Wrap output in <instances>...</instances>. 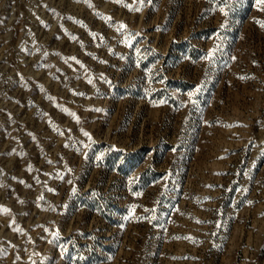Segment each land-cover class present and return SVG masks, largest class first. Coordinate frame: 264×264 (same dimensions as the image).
<instances>
[{
    "label": "rangeland",
    "instance_id": "rangeland-1",
    "mask_svg": "<svg viewBox=\"0 0 264 264\" xmlns=\"http://www.w3.org/2000/svg\"><path fill=\"white\" fill-rule=\"evenodd\" d=\"M0 264H264V0H0Z\"/></svg>",
    "mask_w": 264,
    "mask_h": 264
}]
</instances>
